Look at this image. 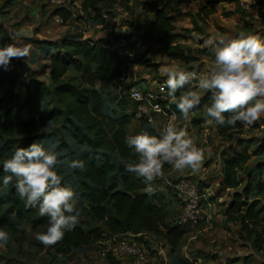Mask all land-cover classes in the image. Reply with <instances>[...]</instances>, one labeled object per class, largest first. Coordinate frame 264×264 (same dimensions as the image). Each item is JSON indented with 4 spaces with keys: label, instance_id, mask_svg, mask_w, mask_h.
<instances>
[{
    "label": "trees",
    "instance_id": "16d2710c",
    "mask_svg": "<svg viewBox=\"0 0 264 264\" xmlns=\"http://www.w3.org/2000/svg\"><path fill=\"white\" fill-rule=\"evenodd\" d=\"M182 1L164 0L160 6L153 1H140L144 18L143 21L128 23L129 35L125 38L128 52L122 57L110 48V42L118 41L122 36H116L115 41L64 36L58 41L46 42L47 61L50 64L47 83L38 80L36 72L28 66H18L17 76H25L27 82L18 86L16 78L12 77L10 86L0 97V234L7 232L14 235L19 224L31 225V228L47 226V217L40 215L30 194L32 190L41 189V185H47L53 177L49 172H44L40 162L35 159L38 150L46 144L44 132L52 131L55 124L58 126L59 121L65 120L67 134L64 142L72 147L68 138L73 140L74 146L80 147L81 152L78 155L80 165L60 185L67 181L73 184L76 187L73 192L75 200L72 207L66 200L65 207L50 210V221L55 222L62 215L72 218L82 214L93 219V223H99L100 239H127L134 235L135 240L147 247L151 243L136 235L150 234L157 240H164L170 252L178 246L185 234L184 226L189 223H168L166 207L169 194L179 201L178 194L170 186L152 183L151 176L155 177L156 174L153 175L154 170L149 173L147 165L152 158L150 143H138L132 138L128 131L131 119L127 114L105 109L108 102L100 89L116 90L114 96L120 98V103H127L129 99L121 98L118 89L133 88L120 79L130 67L126 57L132 55V49L138 43L159 45L167 57L184 63L193 59L175 44L181 36L175 32L174 14ZM222 1L204 0L198 17L205 20ZM119 2L80 0L79 9L89 15L94 24L109 29V23L103 16H108ZM53 15L61 18V24L72 18L69 7L55 8ZM250 52L264 57V33L252 43ZM199 53L211 57L215 62L219 61V51L214 53L201 49ZM235 53V50L228 52V61L224 65L229 76H234ZM0 54L7 59L17 54L11 35L1 23ZM69 71L75 74L69 75ZM193 92L192 86L182 85L170 90L168 96L179 100L192 96ZM222 96L221 92H210L196 106L198 110L204 107L207 112L196 124L209 121L216 136L226 143L219 154L221 181L218 189L230 190L232 195L221 205L224 219L239 225L238 233L242 241L249 242L257 252H264V225L260 220L264 213V204L260 200L261 195L264 197V164L257 162L253 168L248 164L253 157L264 154V143H257L249 150V139L234 138L243 127L242 118L252 113L257 100L254 97L246 98L243 93H234L225 101ZM46 97H51L57 106L44 107ZM129 101L135 104L136 109L137 102ZM169 105V102L161 103L164 110ZM139 119L147 123L145 118ZM250 126L254 130L259 129L256 124L250 123ZM57 143V140H53V146L59 147ZM24 145L28 146L32 156L25 154ZM82 148L87 152H82ZM12 152L9 167L5 168V155ZM174 166L175 151L172 150L163 155L162 168L170 172ZM240 174L245 178L243 186L242 178L238 177ZM186 181L194 185L201 195L199 184ZM96 241L97 238L83 229L67 225L58 232L53 248L58 254H66Z\"/></svg>",
    "mask_w": 264,
    "mask_h": 264
},
{
    "label": "rangeland",
    "instance_id": "374dc122",
    "mask_svg": "<svg viewBox=\"0 0 264 264\" xmlns=\"http://www.w3.org/2000/svg\"><path fill=\"white\" fill-rule=\"evenodd\" d=\"M140 1H153L160 6L164 0H120L104 19L110 28L103 29L102 25L94 24L90 16L79 9L80 0H68L72 18L65 24L53 21L54 7L47 0H0V23L11 35L17 50L12 59L0 54V97L10 86L12 77L16 78L18 86L27 82L25 76H17L20 64L34 70L38 80L48 82L50 64L47 61L46 42H55L64 36L92 41H115L116 36L128 38V23L143 21L144 18ZM203 5L204 0H183L174 14L175 32L181 36L175 44L182 47L192 60L184 63L167 57L159 45L138 43L132 49V55L126 57L130 67L123 72L125 84L146 89L152 83L179 79L187 72L194 71L198 76L192 85V96L179 100L168 98L170 105L165 108V115H154L152 122L146 123L136 115L133 102L128 100L127 103H120V98L114 96L116 90L100 89L108 102L105 109L127 114L131 119L128 131L132 138L138 143H150L152 158L147 165L149 173L154 170L153 175L156 174L155 177L151 176L154 185L161 184L164 187L181 180H192L200 185L202 197L199 203L205 211L204 220L186 224L185 234L172 252L161 239L144 247L143 264L264 262V252H257L249 242L242 241L238 233L239 225L227 222L221 212V205L230 200L232 195L230 190L218 189L221 181L219 154L225 149L226 143L216 136L209 121L196 124L199 118L207 114L204 107L198 110L196 106L210 92H221L223 101L234 93H243L246 98L254 97L257 101L252 113L242 118L243 127L234 138L249 139V150L257 143H264V57L257 52H250L252 43L264 33V0H223L205 20L197 15ZM201 49L214 53L219 51V61L202 55L199 53ZM232 50L236 52L234 76H229L224 65L228 61V52ZM73 74V71H69V75ZM43 106L53 108L57 105L51 97H46ZM64 121H59L58 126L55 124L52 131L44 132L46 144L38 150L35 159L40 162L44 172H49L53 177L47 185H41V189L32 190L30 194L40 215L47 217V226L31 228V225L19 224L14 235L7 232L0 234V264H134V258L120 257L114 253L112 238L100 239V225L93 223V219L81 214L72 218L62 215L55 222L50 221V210L65 207L66 200L69 207L74 205L73 192L76 187L69 181L62 185L60 182L71 176L72 170L80 165L78 155L81 148L74 146L73 140L69 138L72 147L64 142L67 134ZM249 122L258 125L259 129L254 130ZM167 126L180 130L183 134L181 138L169 136ZM203 132L210 133L209 137ZM53 140H57L59 147L53 146ZM24 147L25 154L32 156L28 146ZM172 150L175 151V166L170 172L164 171L163 155ZM82 152H87V149L82 148ZM13 154L6 153L5 168L9 167ZM257 162L264 164V154L253 157L248 164L253 168ZM238 177L242 178L243 186L245 178L241 174ZM47 188H51L50 191L42 192ZM35 192L38 194L35 195ZM169 195L171 198L167 197L169 203L166 204L167 222L174 225L182 214V204L180 200H175V196ZM260 198L261 204H264L263 195ZM260 220L264 225V213ZM67 225L83 229L97 241L78 250L58 254L53 244L57 242L58 232ZM147 235L150 237V234ZM102 252L104 255H101Z\"/></svg>",
    "mask_w": 264,
    "mask_h": 264
},
{
    "label": "built area",
    "instance_id": "2783aa9c",
    "mask_svg": "<svg viewBox=\"0 0 264 264\" xmlns=\"http://www.w3.org/2000/svg\"><path fill=\"white\" fill-rule=\"evenodd\" d=\"M48 4L55 8L68 7V0H47ZM105 18V16H103ZM52 19L55 23H62L59 16L53 15ZM110 48L118 52L122 57L127 54V41L123 38L115 42H110ZM197 73L191 71L187 72L183 77L179 79H165L161 82L152 83L151 87L146 89L131 88L129 90H120L118 92L121 98L129 99L137 102L136 115L138 118H145L147 122H152L154 115H165V110L161 106L162 102H169L168 92L176 86L189 85L192 86L196 80ZM126 79L125 74L120 79L124 82ZM166 132L174 139H179L183 135L178 129H172L171 126L166 127ZM203 135L208 136V132ZM169 186L173 188L178 194V198L182 204V214L177 221L179 224L189 223L196 224L204 220L205 211L200 205L199 199L202 197L198 194L194 185L187 181H179L176 183H170ZM142 237L144 240L152 243L157 240L153 235L150 237L147 234L136 235ZM112 248L114 253L120 257H132L135 260L134 264L144 263V247L139 241L135 240L134 235H130L129 238H112ZM101 255H104L102 252Z\"/></svg>",
    "mask_w": 264,
    "mask_h": 264
},
{
    "label": "water",
    "instance_id": "95a60500",
    "mask_svg": "<svg viewBox=\"0 0 264 264\" xmlns=\"http://www.w3.org/2000/svg\"><path fill=\"white\" fill-rule=\"evenodd\" d=\"M152 20L154 21V18Z\"/></svg>",
    "mask_w": 264,
    "mask_h": 264
},
{
    "label": "crops",
    "instance_id": "0c3cea01",
    "mask_svg": "<svg viewBox=\"0 0 264 264\" xmlns=\"http://www.w3.org/2000/svg\"><path fill=\"white\" fill-rule=\"evenodd\" d=\"M91 15V14H90ZM106 17V16H105ZM204 196V195H203Z\"/></svg>",
    "mask_w": 264,
    "mask_h": 264
}]
</instances>
